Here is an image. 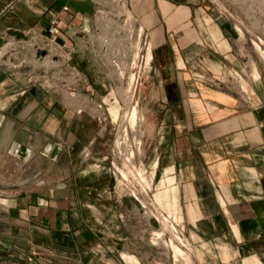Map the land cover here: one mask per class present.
<instances>
[{
  "label": "crops",
  "instance_id": "obj_1",
  "mask_svg": "<svg viewBox=\"0 0 264 264\" xmlns=\"http://www.w3.org/2000/svg\"><path fill=\"white\" fill-rule=\"evenodd\" d=\"M129 7L152 55L141 102L157 143L148 165L169 180L162 206L177 207L178 189L188 235L199 238L193 242L206 263L225 264L219 240L238 258L264 261V65L212 0H129ZM93 11L90 0H0V50L11 39L45 34L57 15L58 40L75 46L72 64L83 70L71 94L20 76L8 64L13 52L0 57V148L13 146L21 163L44 159L52 167L64 159L68 168L44 179L41 169L30 190L4 198L0 264L156 263L159 251L147 237L153 223L113 193L105 166L108 139L96 104L113 77L79 43ZM231 72L250 95L231 80L216 83Z\"/></svg>",
  "mask_w": 264,
  "mask_h": 264
},
{
  "label": "rangeland",
  "instance_id": "obj_2",
  "mask_svg": "<svg viewBox=\"0 0 264 264\" xmlns=\"http://www.w3.org/2000/svg\"><path fill=\"white\" fill-rule=\"evenodd\" d=\"M212 2L222 7V13L235 21V27L243 40H246L247 45L257 53L256 63L263 66L264 0H212ZM36 43L40 46L38 49H36ZM50 49L44 42L34 37H29L23 41L11 39L0 50V57L5 51L8 54L9 51L13 52L8 64L20 76H25L26 79L36 83L46 79L48 83L54 84V87L74 94L77 91L76 88L81 87L80 81L83 77V70L75 66L79 71L78 80L74 81L72 79V82H65V77L72 75L76 70L66 68L65 59L54 54L53 50ZM69 63L73 65L72 60ZM252 67H255L254 62ZM104 68L113 77V82L105 91L107 93L111 90L110 95L112 97L109 98L104 93V96L98 100L96 107L101 110V113L97 115L96 121L104 126L105 138L108 139L104 150L106 156L104 162L113 175V193L118 194L123 199L129 198L140 209L141 215L150 219L153 223V228L147 237L149 243H153L152 245H154L156 251H159L155 264H172L174 262L173 258L177 259L176 264H208L204 261V250L193 242V239L198 240L199 238L193 237L192 239V236L188 235V223L184 221L183 209L180 207L178 199V189H176L178 209L175 205L173 211L171 207L164 208L162 202L170 198V193L169 191L163 193L162 190L165 183H169V180L160 179L163 171L160 172L158 168L154 169L153 166L148 165L149 157L152 155L157 143L156 137L151 136L154 118L152 119L151 115L142 108L141 102L143 99L141 91L146 84L144 77L147 73L135 85V82L131 84V81L126 79V75L129 73L128 70L120 72V76H124L121 79L117 73L118 71L112 67ZM227 77L239 88V84L243 79L241 75L231 72ZM196 78L205 82L210 81L206 77ZM219 80L216 79V83L223 86L222 83H219ZM223 80L227 79L223 77ZM245 80L247 81L246 78ZM241 84L247 95H250V89L246 83L242 82ZM130 85H132L131 88ZM134 85L135 89L132 93ZM133 112L136 114L134 120L131 119ZM19 156L20 154L13 146H8L4 152L0 148V205L9 203L8 200L4 199L6 196L15 198L19 193L30 190L34 186L30 181L35 180L36 174L41 169L43 175L41 174L40 177L43 176V179L46 175L49 178L51 176L50 172L53 173L52 177L67 174L68 168L65 166L64 159L51 167L48 161L44 159H41V161L31 159L21 163ZM47 172L49 173L47 174ZM132 217L128 218L132 220ZM171 218L178 224L177 229L183 227L184 236L186 235L185 245L188 243L186 249L177 246L174 242L170 246L166 241L167 234L170 231L167 220ZM156 236H159V238L156 239ZM201 245L205 247L204 243H201ZM221 245L230 247L229 244L227 245L219 240L216 243L217 249ZM175 249H179L180 253H176ZM233 249L237 252V259L231 258L227 261L223 259L221 249H219V256L221 255L220 258L223 259V263L234 264L230 261L236 259V264H243L244 258H249L252 264L257 261L264 263L263 255L247 254L238 258L239 251L236 248ZM211 252L212 254L216 253L213 250Z\"/></svg>",
  "mask_w": 264,
  "mask_h": 264
},
{
  "label": "built area",
  "instance_id": "obj_3",
  "mask_svg": "<svg viewBox=\"0 0 264 264\" xmlns=\"http://www.w3.org/2000/svg\"><path fill=\"white\" fill-rule=\"evenodd\" d=\"M93 5L92 27L89 31H85L80 36L81 53L89 52L103 67H112L120 76V72L128 70L126 79L131 84L138 83L146 73L151 70L152 55L150 52L149 39L144 32L143 26L137 22L129 7V0H90ZM62 10L67 6H62ZM59 17L53 15L51 17L47 32L41 35L33 36L49 46L54 54L65 59L66 68L76 70L72 75L66 76L65 82L77 81L79 71L74 65H70L72 59V51H76L75 46H71L58 40ZM73 35H77L73 32ZM36 49L40 46L35 44ZM124 76H120L123 79ZM70 78V79H69ZM230 80H219L223 85ZM67 84V83H66ZM218 84V83H217ZM135 85L132 93L134 92ZM132 85H130L131 88ZM129 88V89H130ZM240 91L247 95V92L239 84ZM248 100V96H246ZM137 199V197L133 194ZM170 231L167 234L166 241L171 244L176 243L179 247L186 249L183 227L177 229L178 224L171 218L167 220ZM159 236H156V239ZM153 244V243H152ZM176 264L175 258H173Z\"/></svg>",
  "mask_w": 264,
  "mask_h": 264
},
{
  "label": "bare ground",
  "instance_id": "obj_4",
  "mask_svg": "<svg viewBox=\"0 0 264 264\" xmlns=\"http://www.w3.org/2000/svg\"><path fill=\"white\" fill-rule=\"evenodd\" d=\"M135 116H136V114H135V112H133L132 115H131V119L134 120ZM187 244L188 243H186V245ZM219 249H221L223 259H225L226 261L231 259V258H236V256H237V252L233 248L226 247L225 245H221ZM175 250H176V253L177 252L180 253L179 249H175ZM242 262H243V264H252V262H251V260L249 258H244ZM254 264H264V263L257 261V262H254Z\"/></svg>",
  "mask_w": 264,
  "mask_h": 264
}]
</instances>
